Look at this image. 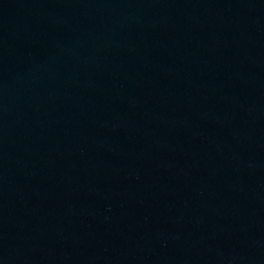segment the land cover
Returning <instances> with one entry per match:
<instances>
[{
  "label": "water",
  "instance_id": "water-1",
  "mask_svg": "<svg viewBox=\"0 0 264 264\" xmlns=\"http://www.w3.org/2000/svg\"><path fill=\"white\" fill-rule=\"evenodd\" d=\"M0 264H264V0H0Z\"/></svg>",
  "mask_w": 264,
  "mask_h": 264
}]
</instances>
